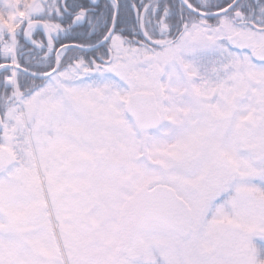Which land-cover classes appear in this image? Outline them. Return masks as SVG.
<instances>
[{"label": "snow or ice", "instance_id": "obj_1", "mask_svg": "<svg viewBox=\"0 0 264 264\" xmlns=\"http://www.w3.org/2000/svg\"><path fill=\"white\" fill-rule=\"evenodd\" d=\"M0 264H264V0H0Z\"/></svg>", "mask_w": 264, "mask_h": 264}]
</instances>
